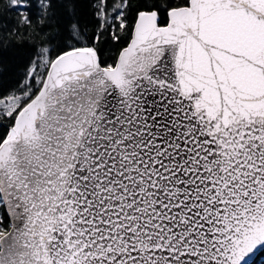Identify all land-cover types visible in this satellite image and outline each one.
Returning a JSON list of instances; mask_svg holds the SVG:
<instances>
[{
  "label": "snow or ice",
  "instance_id": "snow-or-ice-1",
  "mask_svg": "<svg viewBox=\"0 0 264 264\" xmlns=\"http://www.w3.org/2000/svg\"><path fill=\"white\" fill-rule=\"evenodd\" d=\"M89 6L0 0V264H264V0Z\"/></svg>",
  "mask_w": 264,
  "mask_h": 264
},
{
  "label": "trees",
  "instance_id": "trees-1",
  "mask_svg": "<svg viewBox=\"0 0 264 264\" xmlns=\"http://www.w3.org/2000/svg\"><path fill=\"white\" fill-rule=\"evenodd\" d=\"M85 7L83 11L86 13L84 19L86 22L90 23L93 27L95 26V20L92 18V13L94 12V8L89 6L94 0H82ZM111 2V0H110ZM7 66V64L5 65ZM22 72V69L20 70ZM16 76H12L10 74H6L3 78H0V84H4L7 87L11 88L13 86V82L16 79Z\"/></svg>",
  "mask_w": 264,
  "mask_h": 264
}]
</instances>
